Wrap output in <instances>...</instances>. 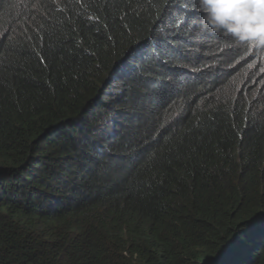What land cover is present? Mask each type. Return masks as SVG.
I'll use <instances>...</instances> for the list:
<instances>
[{
  "label": "trees",
  "instance_id": "trees-1",
  "mask_svg": "<svg viewBox=\"0 0 264 264\" xmlns=\"http://www.w3.org/2000/svg\"><path fill=\"white\" fill-rule=\"evenodd\" d=\"M2 1L0 264H264V48L200 0Z\"/></svg>",
  "mask_w": 264,
  "mask_h": 264
},
{
  "label": "clouds",
  "instance_id": "clouds-1",
  "mask_svg": "<svg viewBox=\"0 0 264 264\" xmlns=\"http://www.w3.org/2000/svg\"><path fill=\"white\" fill-rule=\"evenodd\" d=\"M199 10L207 14L206 24L212 30H222L238 44L247 41L264 48V0H200ZM0 14H7L1 5ZM261 57L250 67L260 64L259 68L264 69V55Z\"/></svg>",
  "mask_w": 264,
  "mask_h": 264
}]
</instances>
